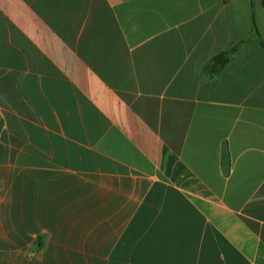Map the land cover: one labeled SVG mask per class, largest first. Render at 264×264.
Segmentation results:
<instances>
[{"label": "crops", "instance_id": "1", "mask_svg": "<svg viewBox=\"0 0 264 264\" xmlns=\"http://www.w3.org/2000/svg\"><path fill=\"white\" fill-rule=\"evenodd\" d=\"M0 264H264L261 0H0Z\"/></svg>", "mask_w": 264, "mask_h": 264}, {"label": "trees", "instance_id": "2", "mask_svg": "<svg viewBox=\"0 0 264 264\" xmlns=\"http://www.w3.org/2000/svg\"><path fill=\"white\" fill-rule=\"evenodd\" d=\"M262 6H264V0H261ZM228 61L227 53H221L217 57H215L211 62L209 67V72L214 75L217 74L221 67L226 64Z\"/></svg>", "mask_w": 264, "mask_h": 264}]
</instances>
